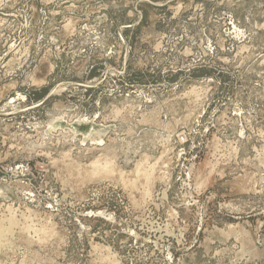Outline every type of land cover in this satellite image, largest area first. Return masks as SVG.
I'll return each mask as SVG.
<instances>
[{"label": "rangeland", "instance_id": "374dc122", "mask_svg": "<svg viewBox=\"0 0 264 264\" xmlns=\"http://www.w3.org/2000/svg\"><path fill=\"white\" fill-rule=\"evenodd\" d=\"M0 238L264 264V0H0Z\"/></svg>", "mask_w": 264, "mask_h": 264}, {"label": "bare ground", "instance_id": "6f19581e", "mask_svg": "<svg viewBox=\"0 0 264 264\" xmlns=\"http://www.w3.org/2000/svg\"><path fill=\"white\" fill-rule=\"evenodd\" d=\"M11 220V219H10ZM9 222V221H8ZM13 224V222H11ZM2 229V228H1ZM4 229V228H3ZM3 231V230H2ZM3 233V232H2ZM8 235V234H7ZM2 237V236H1ZM1 239V238H0Z\"/></svg>", "mask_w": 264, "mask_h": 264}]
</instances>
